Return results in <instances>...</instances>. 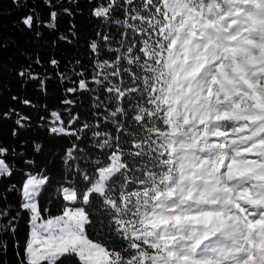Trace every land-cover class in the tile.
<instances>
[{
	"label": "snow or ice",
	"instance_id": "6c2138e0",
	"mask_svg": "<svg viewBox=\"0 0 264 264\" xmlns=\"http://www.w3.org/2000/svg\"><path fill=\"white\" fill-rule=\"evenodd\" d=\"M91 14L121 27L119 40L98 33L112 57L92 77L101 93L93 119L76 129L78 116L66 127L52 111L47 131L77 140L90 132L99 156L82 167L84 149L64 151L69 186L61 185L56 216L38 207L50 177L27 175L20 207L30 230L20 264H264V0H103ZM57 16L50 11L44 27L55 29ZM39 23L32 14L20 20L28 30ZM90 48L100 50L96 41ZM18 76L40 80L31 66ZM79 89L89 90L85 80ZM15 114L25 128L30 118ZM10 153L17 155L0 144V177L12 174ZM89 226L120 250L91 240ZM0 231L15 232L12 220Z\"/></svg>",
	"mask_w": 264,
	"mask_h": 264
},
{
	"label": "trees",
	"instance_id": "16d2710c",
	"mask_svg": "<svg viewBox=\"0 0 264 264\" xmlns=\"http://www.w3.org/2000/svg\"><path fill=\"white\" fill-rule=\"evenodd\" d=\"M102 2L103 0H51L52 6L49 8L43 0H17L15 4L12 0H0V112L15 110V113L30 118L26 121L25 128L16 126L15 113L9 119L0 120V144L15 149L17 153H10L7 158L12 174L0 177V209H7L9 213L7 217H0V223L6 224L12 220L15 226V232L0 231V264H20L23 255L30 223L29 213L20 207V189L27 175L43 171L44 175L50 177V183L38 197V207L45 217L56 216L61 213L65 203L60 194L61 185L69 186L64 179L65 168L61 162L64 151L73 144L84 149L88 159L81 161L82 167L99 156V150L92 147L90 132H81V140H77L75 136H51L47 131V124L51 122L52 111L60 114L66 127L69 116H78L79 122L74 124L76 129L93 119L94 96L101 93L92 77L97 71V63L112 57L98 33L111 35L114 40H119L121 32L120 25L92 16V10ZM65 8L69 9L68 13L64 12ZM53 10L58 13L56 28L49 29L44 27V22L50 21L49 13ZM29 14L38 16L41 22L31 30L20 24V20ZM117 18L120 16L114 17ZM37 32L40 33L39 36L36 35ZM61 33L67 35L71 42L60 40ZM93 41L99 45L97 53L90 48ZM111 46L115 48L117 44L112 43ZM37 58L41 61L40 65L35 64ZM52 59L58 61L57 66L49 63ZM29 66L33 73L40 76V80L46 82V92L41 90L40 80H26L18 76L20 70ZM61 74L67 79H63ZM81 79L87 82L89 90L79 89ZM68 88L77 90L69 93L66 91ZM14 96L18 99L13 100ZM24 99L30 100L31 106L24 105ZM64 100L72 103L63 104ZM41 116L45 120H41ZM13 129L17 131L15 136L12 135ZM107 130L111 131L110 126ZM36 143L43 146L39 153L34 151ZM25 161L33 163L25 164ZM45 209L46 212L43 211ZM93 219L95 220V216ZM87 235L95 242L120 250L121 242L109 240L97 226H89ZM5 244L6 251L3 247ZM61 264L79 262L76 258L69 257Z\"/></svg>",
	"mask_w": 264,
	"mask_h": 264
}]
</instances>
